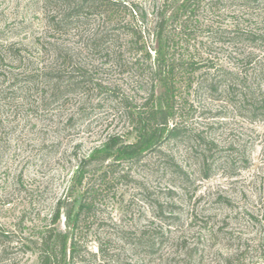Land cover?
<instances>
[{
	"label": "rangeland",
	"instance_id": "1",
	"mask_svg": "<svg viewBox=\"0 0 264 264\" xmlns=\"http://www.w3.org/2000/svg\"><path fill=\"white\" fill-rule=\"evenodd\" d=\"M198 19L205 31L264 37V0H220ZM75 41L49 30L41 1L0 0V264H37L22 237L51 226L59 199L77 206L90 184L96 192L78 223L73 264H264V107L252 111L226 82L181 89L179 137L136 160L102 161L100 152L80 185L72 174L79 159L126 132L122 101L134 108L149 87L127 67L78 54ZM195 41L216 80L221 69L233 71L247 91L258 83L264 99V40L221 42L203 31ZM58 49L79 61L85 81L57 101L52 82L70 78ZM67 221L62 210L53 226L63 231Z\"/></svg>",
	"mask_w": 264,
	"mask_h": 264
},
{
	"label": "trees",
	"instance_id": "2",
	"mask_svg": "<svg viewBox=\"0 0 264 264\" xmlns=\"http://www.w3.org/2000/svg\"><path fill=\"white\" fill-rule=\"evenodd\" d=\"M39 1L44 7L49 30L53 34L72 33L78 54L101 55L106 58L104 63L127 67L136 82L147 83L149 87L147 95L134 108L126 105L125 99L122 101L126 132L108 135L86 158L79 159L72 174L79 177L80 185L85 176V167L89 166L100 152H103L102 161L136 160L146 152L156 150L164 141L179 137L182 128L175 119L180 114L174 104L181 89L188 91L193 87L204 86L205 89L212 90L216 89L220 82H226L227 89L236 90L256 106L252 111L259 112L258 108L264 107L258 83L251 85L252 91H247L249 86L245 85V82H235L238 74L224 69L219 73L221 79L216 80L218 75L210 73L211 68L216 70L214 65H209L208 60L200 63V54L194 53L197 49L195 37L203 31H207L211 38H219L221 42H232L235 37L253 41L264 40V37L252 31L237 32L236 28L210 26L206 27L210 29L205 31L201 27L198 14L200 11L204 13V10L212 13L220 0ZM190 47L193 48V53L189 51ZM55 53L56 58L61 57L70 68V78L65 80L64 84H61L59 79L52 82L50 92L58 101L66 86L77 89L85 80L79 61L73 60L72 55L61 49ZM201 64L207 65H204L200 73ZM197 72L200 75H197ZM258 74L264 78L263 71ZM157 86L161 88L159 93H156ZM261 120L264 121V117ZM127 134L132 135V140L125 139ZM176 168L180 170L179 167ZM106 172L104 170L98 174L100 180L106 176ZM95 192L94 185H88L82 192L83 201L69 208L64 207L63 200L59 199L51 215V226L36 231L35 237H30V234L28 237H22L25 240L21 241L27 248L30 244L35 247L37 264L74 263L80 246L77 237L78 223L81 215L91 208L90 200ZM62 210L68 220L63 231L53 226Z\"/></svg>",
	"mask_w": 264,
	"mask_h": 264
}]
</instances>
